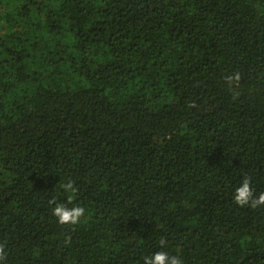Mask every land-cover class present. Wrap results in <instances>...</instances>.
<instances>
[{"label":"trees","instance_id":"1","mask_svg":"<svg viewBox=\"0 0 264 264\" xmlns=\"http://www.w3.org/2000/svg\"><path fill=\"white\" fill-rule=\"evenodd\" d=\"M244 176L264 192V0H0V264H264Z\"/></svg>","mask_w":264,"mask_h":264},{"label":"clouds","instance_id":"2","mask_svg":"<svg viewBox=\"0 0 264 264\" xmlns=\"http://www.w3.org/2000/svg\"><path fill=\"white\" fill-rule=\"evenodd\" d=\"M233 79L238 80L239 74L235 77L229 75L226 77V81H231ZM64 193L66 194V200L64 202H56L53 198L50 203L55 206L52 208V215L56 217L57 222L60 224H78L80 223L81 217L85 215L86 208L82 207L78 203H73L75 200V193L77 188L72 180H67V182L61 185ZM233 200L238 205L249 204L252 207L264 206V192L254 195L250 180L247 176H244L238 187L235 188L233 193ZM71 204V207L68 205ZM163 244L164 242L161 241ZM143 264H182V260L177 255H172L167 251L160 250L155 251L151 256L143 257Z\"/></svg>","mask_w":264,"mask_h":264}]
</instances>
